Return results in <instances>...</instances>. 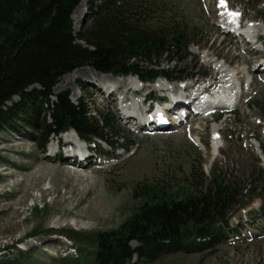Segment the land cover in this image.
Returning a JSON list of instances; mask_svg holds the SVG:
<instances>
[{
    "label": "rangeland",
    "instance_id": "1",
    "mask_svg": "<svg viewBox=\"0 0 264 264\" xmlns=\"http://www.w3.org/2000/svg\"><path fill=\"white\" fill-rule=\"evenodd\" d=\"M91 1L86 0L80 9L83 22ZM223 2L248 20L257 17L248 22L264 23V0H147L142 22L150 30L179 24L188 31L201 32L184 63L163 59V68L179 67L185 77L191 73L199 79L215 77V58L219 57L237 70L240 81L248 83L241 103L219 122L198 117L180 132L173 126L165 132L139 131L136 122L128 125L120 119V100L112 104L98 96L101 94L95 85L102 83L99 78L90 81L83 75L71 84L70 74L84 69L80 68L63 76L54 92L69 94L74 103L83 100L93 116L104 113L114 117L121 134L105 135L113 149L105 142L90 143L100 152H90L87 168H72L65 164L64 153L55 155L57 141L53 136L43 153L19 121L12 123L19 132L11 128L0 131V264H76L94 251V234L119 229L145 203L148 191L183 199L199 193L202 183L207 187L213 172L254 189V194L251 189V196L247 194L234 206L229 238L217 248L169 254L156 264H264V181L258 174L259 169L264 171L260 152L264 149V80L255 76L259 70L252 72L253 77L245 72L249 57L245 52L250 46L239 49L218 27ZM73 23L76 27L74 19ZM183 57L185 54H179L177 61ZM253 64L251 71L256 67V62ZM118 78L127 81L137 77ZM108 81L114 86L118 79ZM93 82L97 83L93 86ZM216 128L221 148L214 156L212 136ZM121 148L127 151L124 155Z\"/></svg>",
    "mask_w": 264,
    "mask_h": 264
},
{
    "label": "trees",
    "instance_id": "2",
    "mask_svg": "<svg viewBox=\"0 0 264 264\" xmlns=\"http://www.w3.org/2000/svg\"><path fill=\"white\" fill-rule=\"evenodd\" d=\"M82 1L0 0V131L19 132L12 124L19 121L43 153L52 136L71 130L83 141L110 148L106 133L121 134L114 117L93 116L83 100L74 103L69 94L54 92L73 71L90 67L109 75L119 70L144 83L197 76H182L179 67L169 70L162 64L163 59L184 63L202 37L198 30L179 24L148 29L142 24L147 0H92L76 33L72 17ZM179 54L185 57L177 61ZM258 174L264 181V171ZM199 186L196 195L177 200L148 191L145 203L119 229L94 234V251L76 264H156L169 254L217 248L228 239L234 206L254 189L215 172L207 187Z\"/></svg>",
    "mask_w": 264,
    "mask_h": 264
},
{
    "label": "bare ground",
    "instance_id": "3",
    "mask_svg": "<svg viewBox=\"0 0 264 264\" xmlns=\"http://www.w3.org/2000/svg\"><path fill=\"white\" fill-rule=\"evenodd\" d=\"M85 1L86 0H83V2H81L82 4H80L78 6V8L73 13L74 18L72 17V20L74 19V21H75L76 27L74 26V29H75L76 32H79V30L83 27L82 26L83 25L82 24V22H83L82 21L83 11L80 10V9H81V7H83V3ZM224 1H226V0H224ZM227 9L228 10L231 9V5L227 4V2L226 3L223 2V7L221 8L220 13L222 12L224 14H228L229 16L232 15V14L227 12ZM219 16H220V14H219ZM233 19H234V17L231 16V19H230L229 23H225L224 26L219 25V23H217V25H218V27H220V30L222 31V33H224L226 36L230 37L232 39V41H233V39L235 40L236 45L238 46V48L239 47L243 48V47H246V46L247 47L250 46L249 48H246L247 51L245 52L246 55L249 56V57L246 58L248 60V62H245V63H247L246 67H248V68H246L245 72H246V74H249V75L251 74L250 76L253 77L254 74H252V72L254 73L255 70H259V72L255 74V76L258 78L259 77L258 75H261L260 78L262 77V80H264V71H260V70H264V55H262L260 50H256L252 46L251 42H246V44L242 46V43L239 42L237 37L234 36L231 32H229L230 29L228 27H230L232 30H236L237 29L236 25L240 24L239 22L244 20V19L248 20V18L244 17V14H243V15L237 16L235 18V20H233ZM255 19H257V17L249 18V20H255ZM248 25H249V28L251 29L252 28L251 25L247 24V26ZM253 30L254 31L255 30L259 31L260 33L257 35V38L259 40H263L264 41V23L262 24V21H261V24L260 23H254ZM249 31H251V30H249ZM239 49H241V48H239ZM238 56H241V55H238ZM216 58L219 59V57H216ZM223 60L225 61V59H223ZM255 62H256V67H255L254 71H251L252 70V66L251 65H254L253 63H255ZM225 63H227V62L225 61ZM207 64L209 66H211V68L213 69V65H212L211 62H209ZM217 65L218 66L215 69H218V71H217L216 76L213 77V78H216V79L219 77L220 73L225 72V70H221L222 66L220 64H217ZM78 71H80V70H78ZM78 71H75V73L73 72L74 74L73 73L70 74L71 76L69 75L70 76L69 79L71 81V84L76 83L77 79L80 78L83 75H86L85 77H87L90 81H92V80L97 81V78H99L98 80L102 81V83H100L99 86H98L96 84L97 82H95V83L93 82L92 85L94 86L96 84L95 87L97 88V90L101 94V95H98L99 97L103 98L104 100L111 101L112 104L115 103V101H117L118 97H117V94L115 92L114 93H110L107 96V89H108V86H109V83L106 82L107 80H109V79H118V82H119V84H118L119 86L118 87L120 89L127 87V88H129V90H133V89L135 90V86L137 85L136 84L137 81L134 78L133 79H129L127 81L126 80L122 81L120 78L114 77V76H112L110 74H109L110 76L109 75L99 74L96 71L92 70L91 68H84L80 72H78ZM233 71H235V70H233ZM237 75H239V73H237ZM237 79H238V77H237ZM239 83H240V85H243L244 84V80H242V81L239 80ZM159 84L165 86L164 80L159 82ZM168 84L169 85L166 86L167 87V91L174 98H177V100L179 101V102H177V105H182L181 103H185L189 99H192V100L194 99L192 97V94L189 92V87H191L190 83H179V84L177 83L176 86H174V85H172L170 83H168ZM147 87L148 86H146V88ZM168 87H171V88H168ZM148 89H150V87ZM147 90L144 89V91H147ZM151 93L153 94V92H151ZM91 95H94V94L92 93ZM230 97H231V99L234 98L233 101L237 98V97H234L232 95ZM125 98L127 100V102H125V103H131L130 98L129 99L127 97H125ZM183 108L184 109L187 108L186 109L187 111H191L192 110V105L189 106V107L183 106ZM119 114H120V119L125 121L126 124H128V125L132 124L133 122H136V120L138 119L139 124H140V126H138V124L136 122L138 130L139 131H146L147 130V131H151L152 133L153 132H157V131L159 132L161 130H163L164 132L166 130H171L172 126H173V129H177L178 128L177 131L180 132L181 130L185 129L184 128L185 125L188 124V125L192 126V124L195 122L196 118H198V117L202 118L201 115H190L188 118H185L183 121H180V122L174 123V121H172V120H170V121L167 120L169 123H163V121H162L163 115L159 114V115H154V116L150 117V120H149L148 119V115L145 113V110H143L141 108V105H139V103H137V102H134L132 107L131 108L130 107L127 108L126 111H122L121 112V110H120ZM203 120H205V119H203ZM156 122H158L161 126L159 127L158 125H156ZM149 123H152V124H149ZM172 123H174V124L172 125ZM153 124H154L153 128H148V127H152L151 125H153ZM165 124L168 125L167 128H166ZM214 130H215V132H216V130H218V134H219V129L216 128ZM178 132H176V133H178ZM176 133H174V134H176ZM216 134H217V132H216ZM69 138H71L70 133L66 136V140L68 141ZM213 141L214 142L212 144V149L214 151V156H215L220 151V148H218L220 146V144H219L217 136H214ZM69 152H70V150H68V154H69ZM66 162L67 163H65V164L73 166L72 168H80V166H83V169L87 168L86 167L87 165L85 166V164H88V163L91 164V162L78 163L75 160H73V158H70V157L66 159ZM93 164H96V163H93Z\"/></svg>",
    "mask_w": 264,
    "mask_h": 264
},
{
    "label": "water",
    "instance_id": "4",
    "mask_svg": "<svg viewBox=\"0 0 264 264\" xmlns=\"http://www.w3.org/2000/svg\"><path fill=\"white\" fill-rule=\"evenodd\" d=\"M85 68H90V67H85ZM92 70H94V69H92ZM95 71V70H94ZM112 75L114 76V77H119V76H121V73L119 72V70H115L113 73H112Z\"/></svg>",
    "mask_w": 264,
    "mask_h": 264
}]
</instances>
